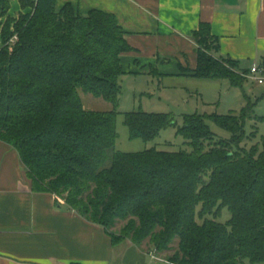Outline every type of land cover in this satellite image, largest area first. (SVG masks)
Here are the masks:
<instances>
[{
  "label": "trees",
  "instance_id": "trees-1",
  "mask_svg": "<svg viewBox=\"0 0 264 264\" xmlns=\"http://www.w3.org/2000/svg\"><path fill=\"white\" fill-rule=\"evenodd\" d=\"M11 1L0 0V139L18 151L32 189L102 225L114 244L149 239L159 254L171 251L166 260L174 264H264V137L242 145L257 133H247V121H264L256 102L185 114L177 132L189 149L117 150L128 32L98 8L19 0L22 10L12 16ZM192 36L198 60L190 75L244 91L247 69L214 54L220 43L211 24L202 21ZM85 94L113 108H87ZM207 120L230 138H218ZM124 123L130 138L151 140L176 119L133 110ZM225 208L230 217L220 221Z\"/></svg>",
  "mask_w": 264,
  "mask_h": 264
},
{
  "label": "crops",
  "instance_id": "crops-1",
  "mask_svg": "<svg viewBox=\"0 0 264 264\" xmlns=\"http://www.w3.org/2000/svg\"><path fill=\"white\" fill-rule=\"evenodd\" d=\"M55 1L57 8L70 2L83 13L98 8L115 14L133 47L121 56L123 77L195 78L192 35L202 21L219 38L216 56L235 59L247 70L264 63V0ZM21 10L19 0H12L9 14ZM151 249L130 240L114 244L102 225L54 193L33 190L18 151L0 139V264H174L155 263Z\"/></svg>",
  "mask_w": 264,
  "mask_h": 264
},
{
  "label": "rangeland",
  "instance_id": "rangeland-1",
  "mask_svg": "<svg viewBox=\"0 0 264 264\" xmlns=\"http://www.w3.org/2000/svg\"><path fill=\"white\" fill-rule=\"evenodd\" d=\"M218 57L226 59L222 56ZM182 80L175 77L161 81L153 76L121 77V93L117 106L119 112L117 115L118 138L115 149L127 152L141 151L152 147L160 150L189 149V146L185 143V138L177 132L178 126L183 124V116L189 113H229L235 110L238 111L249 100L256 102L255 113L257 115L264 114V98L260 97L264 92V83L254 82L245 76L244 89L250 92L244 95L242 88L231 86L227 79L191 78L186 80L182 78ZM83 99L87 108L96 110H110L113 108L112 103L93 94H85ZM133 110L172 113L176 119V124L163 129L154 139H132L130 138L129 129L124 123V113ZM207 121L218 138H230L231 133L229 131L221 128L212 120ZM253 125H256V127H253ZM245 128L248 134L254 129H257V133L255 136L248 135L242 145L250 147L253 144L262 142L264 121L255 124L254 120H248ZM229 217V210L225 208L219 220L226 221ZM121 225L120 223L117 228H120ZM142 245L145 249L155 248L149 239L145 240ZM172 254L171 251H166L159 254V256L166 260Z\"/></svg>",
  "mask_w": 264,
  "mask_h": 264
},
{
  "label": "built area",
  "instance_id": "built-area-1",
  "mask_svg": "<svg viewBox=\"0 0 264 264\" xmlns=\"http://www.w3.org/2000/svg\"><path fill=\"white\" fill-rule=\"evenodd\" d=\"M17 40V35H14L13 38L11 39ZM244 75L257 83L263 84L264 83V63H253L247 72L244 73ZM148 254L150 257L155 261V263L159 260H162L161 256H159L157 250L155 248L151 249L148 251Z\"/></svg>",
  "mask_w": 264,
  "mask_h": 264
}]
</instances>
